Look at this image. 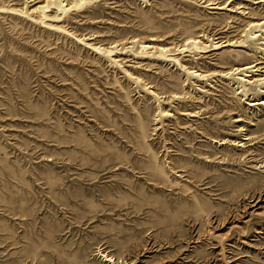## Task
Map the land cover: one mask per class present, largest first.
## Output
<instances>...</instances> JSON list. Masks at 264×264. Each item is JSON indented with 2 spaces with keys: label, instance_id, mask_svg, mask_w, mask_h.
I'll list each match as a JSON object with an SVG mask.
<instances>
[{
  "label": "rangeland",
  "instance_id": "obj_1",
  "mask_svg": "<svg viewBox=\"0 0 264 264\" xmlns=\"http://www.w3.org/2000/svg\"><path fill=\"white\" fill-rule=\"evenodd\" d=\"M66 1L0 0V264H264V3Z\"/></svg>",
  "mask_w": 264,
  "mask_h": 264
},
{
  "label": "bare ground",
  "instance_id": "obj_2",
  "mask_svg": "<svg viewBox=\"0 0 264 264\" xmlns=\"http://www.w3.org/2000/svg\"><path fill=\"white\" fill-rule=\"evenodd\" d=\"M54 2V5L57 6L58 8L60 7H64V8H69L70 4H73L74 1L70 2L68 4V2L66 0H52ZM78 3H82L84 1H87V0H77ZM259 3H264V0H258ZM264 25V22L263 23H259V24H256L254 26H262ZM255 36V34H252V38ZM257 37V36H256ZM255 38V37H254ZM227 46H230L231 44L229 43H226ZM262 63L260 62H256L254 64H251V65H246V66H243V67H237L233 70V72H229L228 74H225L223 76H232L234 75L235 73L236 74H240V73H243L244 77L246 78H250L248 80H245V79H239V81L241 82H247L248 84H258L259 85H264V78H256L254 77L255 75H252L251 73H256V72H260L259 68L257 67L258 65H261ZM191 74L195 75L196 73L195 72H191ZM241 78V77H239ZM174 98L175 99H181L182 97L179 96V95H174ZM250 107H255V106H264V100L262 101H259V102H251ZM240 121V120H239ZM221 144H226L225 141L221 142ZM240 146H242L241 144H239ZM260 202L261 200L260 199H257V201H254V204H252L251 208H256V210L260 209L261 207H259L260 205ZM103 258H104V261L105 262H108V263H112V264H116L115 260L108 256V255H103ZM103 260V259H102Z\"/></svg>",
  "mask_w": 264,
  "mask_h": 264
}]
</instances>
